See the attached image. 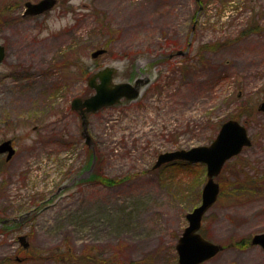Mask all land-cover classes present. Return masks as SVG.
Masks as SVG:
<instances>
[{"label":"rangeland","instance_id":"obj_1","mask_svg":"<svg viewBox=\"0 0 264 264\" xmlns=\"http://www.w3.org/2000/svg\"><path fill=\"white\" fill-rule=\"evenodd\" d=\"M26 1L38 0H0V141H15L8 159L0 153V264H178L206 168L155 167L157 155L210 143L243 105L251 144L216 177L200 232L220 249L199 264H264L250 242L264 232V179L240 182L264 177V0H56L36 15L23 14ZM251 24L260 30L241 34ZM208 42L222 44L204 51ZM105 65L114 81L148 78L136 99L87 114L113 185L88 181L70 108Z\"/></svg>","mask_w":264,"mask_h":264},{"label":"water","instance_id":"obj_2","mask_svg":"<svg viewBox=\"0 0 264 264\" xmlns=\"http://www.w3.org/2000/svg\"><path fill=\"white\" fill-rule=\"evenodd\" d=\"M55 2L56 0L27 1L24 4V14H40L49 10ZM103 51L104 49H96L91 55L96 57ZM3 57L4 46L0 44V62ZM113 74L114 69L111 67H105L93 74L89 78L88 84L95 88V93L84 101H81L80 98L73 99L72 107L80 109L85 107L86 110H95L102 105L118 101L122 96L134 98L138 95L139 85L142 83L141 79H136L134 85L128 82L113 83ZM96 76L100 79L98 83L95 81ZM259 108L264 109V102L261 103ZM87 141H89V137H87ZM249 144L250 138L246 127L238 120L227 119L220 125L216 136L209 144L158 154L155 167L175 159L199 161L206 165V181L202 186L201 201L198 206L186 214L188 224L176 243L178 264H198L213 256L220 249L219 244L207 240L200 234L201 219L218 197L219 184L215 181V177L221 171L223 164ZM4 151H8L7 159L14 153V148L9 139L0 143V152ZM23 239L24 236H21L20 240L23 241ZM251 243L261 245L264 250V232L254 234L251 237Z\"/></svg>","mask_w":264,"mask_h":264},{"label":"trees","instance_id":"obj_3","mask_svg":"<svg viewBox=\"0 0 264 264\" xmlns=\"http://www.w3.org/2000/svg\"><path fill=\"white\" fill-rule=\"evenodd\" d=\"M16 4V2H15ZM2 8H0V11H1ZM0 19H1V16H0ZM0 21H3V20H0ZM260 30V27L259 25H255V24H251L249 25L246 29H244L241 34L243 33H246V32H257ZM222 42H215V43H204V46L202 48H204V51L206 50H212L213 47H217L219 48V45H221ZM252 109H249V106L247 105V107H244V105L240 108V110L233 114L232 116H230V118H236V119H240V115L242 114H245L246 116H248L249 114H251V111ZM244 178L246 179V181H240V182H243L244 184H248V185H251L253 184L254 186L256 185L255 183L257 181L259 182H262L261 180L264 179L263 176H260V177H250L248 175H245ZM90 179H93L95 182H103L105 184H110V185H113V184H116L120 181V179H116V178H111L107 175H105L100 169H96V171L94 172L93 175H91ZM121 182V181H120ZM239 182V183H240ZM254 182V183H253ZM235 184V185H234ZM237 181L234 183V182H230L229 185L232 186V187H236L237 185ZM250 188L253 189L252 186H250ZM245 242L241 241V242H236V244H239V245H245L246 242H248L249 238L246 237L245 239Z\"/></svg>","mask_w":264,"mask_h":264},{"label":"flooded vegetation","instance_id":"obj_4","mask_svg":"<svg viewBox=\"0 0 264 264\" xmlns=\"http://www.w3.org/2000/svg\"><path fill=\"white\" fill-rule=\"evenodd\" d=\"M12 144L14 145V147H15V141H14V139H12Z\"/></svg>","mask_w":264,"mask_h":264}]
</instances>
